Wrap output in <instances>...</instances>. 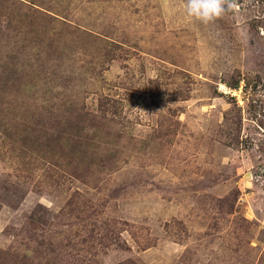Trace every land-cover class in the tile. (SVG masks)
Segmentation results:
<instances>
[{"label":"rangeland","instance_id":"rangeland-1","mask_svg":"<svg viewBox=\"0 0 264 264\" xmlns=\"http://www.w3.org/2000/svg\"><path fill=\"white\" fill-rule=\"evenodd\" d=\"M0 0V264H264V0Z\"/></svg>","mask_w":264,"mask_h":264},{"label":"clouds","instance_id":"clouds-1","mask_svg":"<svg viewBox=\"0 0 264 264\" xmlns=\"http://www.w3.org/2000/svg\"><path fill=\"white\" fill-rule=\"evenodd\" d=\"M235 8L236 0H185L184 2L186 14L204 25L214 23Z\"/></svg>","mask_w":264,"mask_h":264}]
</instances>
